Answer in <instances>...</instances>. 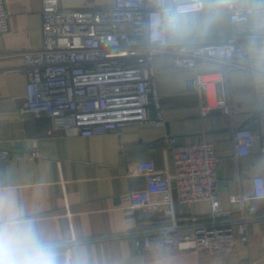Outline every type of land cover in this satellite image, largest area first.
Wrapping results in <instances>:
<instances>
[{
	"label": "crops",
	"instance_id": "1",
	"mask_svg": "<svg viewBox=\"0 0 264 264\" xmlns=\"http://www.w3.org/2000/svg\"><path fill=\"white\" fill-rule=\"evenodd\" d=\"M8 31L0 35V149L30 153L36 161H0V218L21 214L36 224L56 246L60 264H264V220L246 227L247 242L218 243L195 252L180 251L154 240L137 249L129 234L158 229L167 224L160 209H131L129 194L146 190V179L136 164L151 161L158 171H174L168 139L180 145L212 144L219 159L218 198L226 219L239 216L240 195L254 217L264 216V198L252 199L253 180L264 179L262 142L255 140L250 155L233 159L231 131L250 125L254 134L264 126L254 121L264 114V0H227L239 9L250 8L247 22L231 23L229 14L206 0L200 11L179 17L180 30H166L171 42L184 45L224 43L232 37L247 44L246 53L229 68L228 90L233 115L212 112L200 116V96L187 87L196 74L211 75L212 65L199 63L195 70L177 68L165 54L154 59L162 119L150 110L153 122L127 125L117 132L95 137L65 136L54 121L43 115L21 113L27 77L22 51L41 45L40 0H3ZM113 0H59L63 9L110 7ZM177 35V39L174 36ZM151 201L172 200L176 221H206L209 204H178L170 195L150 192ZM221 220V219H220ZM182 233L177 234L181 238Z\"/></svg>",
	"mask_w": 264,
	"mask_h": 264
},
{
	"label": "built area",
	"instance_id": "2",
	"mask_svg": "<svg viewBox=\"0 0 264 264\" xmlns=\"http://www.w3.org/2000/svg\"><path fill=\"white\" fill-rule=\"evenodd\" d=\"M205 1L113 0L110 7L63 9L59 0H40L41 45L21 52L27 77L21 113L49 117L54 129L70 137H95L131 124L151 123V109L160 120L162 106L154 59L165 54L177 68L195 70L199 63L217 68L211 75L196 74L188 80L187 87L199 93L201 117L212 112L231 117L229 68L234 59L246 53L247 44L232 37L224 43L184 45L171 42L166 29L161 28L168 12H197ZM215 1L218 9L229 14L231 23L247 22L253 13L227 0ZM8 18L5 3L0 0V35L8 31ZM254 121L264 126V114L257 115ZM257 139L262 142L260 154L264 155V133L254 134L250 125L233 128V159L249 156ZM168 143L172 149V174L158 171L151 161L136 164L147 188L129 194L130 208L160 209L167 224L129 234L135 247L147 249L159 240L180 251L195 252L223 242L231 243L225 247L226 252H231L232 243H246L247 225L264 220V216L248 214L243 198L234 195L230 201L238 204L239 216L224 218L227 213L221 207L217 188L219 159L213 145H180L174 138ZM38 157L36 146L30 153L0 149V161H36ZM253 185L252 199L264 198V179L255 178ZM172 189L179 205L207 202L208 219L199 222L192 217L188 225L182 226L176 221L171 199L151 201L150 192L170 195ZM182 232V237L177 238Z\"/></svg>",
	"mask_w": 264,
	"mask_h": 264
},
{
	"label": "clouds",
	"instance_id": "3",
	"mask_svg": "<svg viewBox=\"0 0 264 264\" xmlns=\"http://www.w3.org/2000/svg\"><path fill=\"white\" fill-rule=\"evenodd\" d=\"M179 10L170 11L161 28L180 30ZM0 264H60L56 246L47 240L36 224L21 214L0 218Z\"/></svg>",
	"mask_w": 264,
	"mask_h": 264
}]
</instances>
